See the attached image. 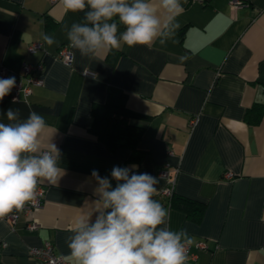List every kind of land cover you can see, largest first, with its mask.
<instances>
[{"label":"crops","instance_id":"0c3cea01","mask_svg":"<svg viewBox=\"0 0 264 264\" xmlns=\"http://www.w3.org/2000/svg\"><path fill=\"white\" fill-rule=\"evenodd\" d=\"M245 2L231 10L227 0H181L180 27L165 44L124 45L94 58L71 48L64 31L84 13H66L59 0H0V68L8 72L1 78L17 79L24 62L44 63L43 83L26 98L0 101V122H8L9 108L21 118L31 111L42 115L49 125L42 148L55 143L64 170L57 185L41 183L40 208L0 219V264H42L28 248L46 240L75 264L67 238L95 199L93 170L111 178L114 166L132 165L157 178L153 198L168 209L170 227L191 237L196 256L188 255L186 264H264V114L255 124L245 118L254 105H264V0ZM160 16L163 23V9ZM42 34L57 43L48 46ZM33 41L43 50L29 53ZM62 45L73 54L71 65L55 56ZM94 103L146 116L133 119L145 128L139 160L128 148L108 149L89 131ZM192 117L196 123L189 127ZM165 163L179 167L175 197L205 204L199 221L159 196L165 182L157 172ZM31 221L36 228L28 227ZM201 241L205 248L196 246Z\"/></svg>","mask_w":264,"mask_h":264},{"label":"clouds","instance_id":"9594fccd","mask_svg":"<svg viewBox=\"0 0 264 264\" xmlns=\"http://www.w3.org/2000/svg\"><path fill=\"white\" fill-rule=\"evenodd\" d=\"M59 3L66 13H84L82 21L65 25L64 31L71 48L94 58L124 45L150 48L157 40L165 44L180 27L177 18L184 12L181 0H159L158 5L155 0ZM42 39L48 46L57 43L48 34H42ZM15 85L14 76L0 78V101ZM259 99L264 102V96ZM16 102L14 98L12 103ZM5 115L8 122H0V219L34 201L40 183L57 185L64 174L56 144L50 141L42 148V136L49 127L45 118L35 111L21 118L12 108ZM135 168L114 166L111 178L93 170L95 199L74 219L67 238L75 264H186L191 237L186 229L170 227L168 209L153 198L157 178Z\"/></svg>","mask_w":264,"mask_h":264},{"label":"built area","instance_id":"2783aa9c","mask_svg":"<svg viewBox=\"0 0 264 264\" xmlns=\"http://www.w3.org/2000/svg\"><path fill=\"white\" fill-rule=\"evenodd\" d=\"M49 1L50 3H54L57 0ZM197 1L202 2L203 0ZM227 3L231 10H235L246 4L245 0H227ZM39 50H43V44L40 41H33L27 46V51L29 53H34ZM55 56L57 59H59L66 65L72 64L73 54L68 45L60 46ZM43 69L44 63L41 60L36 63L24 62L20 67V74L19 77L16 79L15 87L11 90L10 94L7 95L4 99L13 100L15 98L16 101H18L20 99L26 98L31 93L33 86L41 85L43 83ZM7 73L8 72L4 67L0 68V78L5 76ZM85 73H88V71H86ZM22 80H24L25 83H22ZM188 123L189 127H192L196 123V118H190ZM178 171V166L171 167L169 163H165L159 168L157 172V175L161 177L165 182V184L159 190V196L163 199L166 206H169V200L174 193L173 188ZM231 175L232 174L230 172H225L223 176L230 178ZM44 192V186L40 183L38 185L36 199L34 201L28 202L22 209L25 215L28 216L34 209L40 208L42 206ZM14 219L15 216L11 217L12 221H14ZM27 225L30 229H34L37 226V224L33 221L29 222ZM196 246L198 248L206 247L205 243L202 241L198 242ZM28 253L34 258L38 259L42 264H69L68 261L62 255L56 252L55 245L49 240L44 241L43 244L40 246L29 247ZM187 255H190L193 258L196 256L195 253L190 252V247L188 249Z\"/></svg>","mask_w":264,"mask_h":264},{"label":"trees","instance_id":"16d2710c","mask_svg":"<svg viewBox=\"0 0 264 264\" xmlns=\"http://www.w3.org/2000/svg\"><path fill=\"white\" fill-rule=\"evenodd\" d=\"M92 121L89 131L97 137L108 149L124 147L130 150V158L139 160L143 150L138 142L144 131V126L133 123V119L146 116L137 114L125 107L108 103H94L91 106ZM264 114V105H254L246 114L250 123H258ZM147 119V118H145ZM176 205L185 211L186 215L199 221L203 216L205 204L186 197H175L169 200V207Z\"/></svg>","mask_w":264,"mask_h":264}]
</instances>
